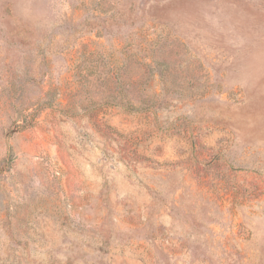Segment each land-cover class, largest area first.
I'll list each match as a JSON object with an SVG mask.
<instances>
[{
    "label": "rangeland",
    "instance_id": "obj_1",
    "mask_svg": "<svg viewBox=\"0 0 264 264\" xmlns=\"http://www.w3.org/2000/svg\"><path fill=\"white\" fill-rule=\"evenodd\" d=\"M0 264H264V0H0Z\"/></svg>",
    "mask_w": 264,
    "mask_h": 264
}]
</instances>
